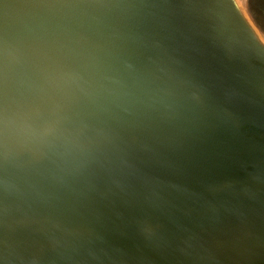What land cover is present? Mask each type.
Returning a JSON list of instances; mask_svg holds the SVG:
<instances>
[{
  "label": "water",
  "instance_id": "95a60500",
  "mask_svg": "<svg viewBox=\"0 0 264 264\" xmlns=\"http://www.w3.org/2000/svg\"><path fill=\"white\" fill-rule=\"evenodd\" d=\"M0 264H264L244 5L0 0Z\"/></svg>",
  "mask_w": 264,
  "mask_h": 264
},
{
  "label": "flooded vegetation",
  "instance_id": "af4514ba",
  "mask_svg": "<svg viewBox=\"0 0 264 264\" xmlns=\"http://www.w3.org/2000/svg\"><path fill=\"white\" fill-rule=\"evenodd\" d=\"M243 1H244L245 5H246V7H247L248 13H249V9H248V7H249L250 5L253 6L255 3H257V5H259V7H260V8H258V9H259V11H260V13H261V16L264 18V0H243ZM258 3H259V4H258ZM257 7H258V6H257ZM249 15H250V17L252 18V20L254 21V23L257 25V27L259 28L261 34L264 36V28L262 29V27H261V23L264 24V20H262L263 22H260V20H259V21H256V20L252 17V15H251L250 13H249Z\"/></svg>",
  "mask_w": 264,
  "mask_h": 264
},
{
  "label": "rangeland",
  "instance_id": "374dc122",
  "mask_svg": "<svg viewBox=\"0 0 264 264\" xmlns=\"http://www.w3.org/2000/svg\"><path fill=\"white\" fill-rule=\"evenodd\" d=\"M239 1V3L241 4V5H244L245 6V8H246V11H247V13H248V10H247V7H246V5H245V3H244V1L243 0H238ZM259 4V3H258ZM258 6V7H257ZM258 8H260L259 7V5H257V3H255L253 6H249L248 7V9H249V13L252 15V17L256 20V21H259L260 20V22H263L262 20H264V18L261 16V13H260V11H259V9ZM248 13V14H249ZM250 16V15H249ZM252 19V18H251ZM254 22V21H253ZM256 25V24H255ZM257 26V25H256ZM261 27H262V29L264 28V24L263 23H261ZM257 29H258V31H259V33H260V35L262 36V38H263V40H264V36L261 34V32H260V30H259V28L257 27Z\"/></svg>",
  "mask_w": 264,
  "mask_h": 264
}]
</instances>
